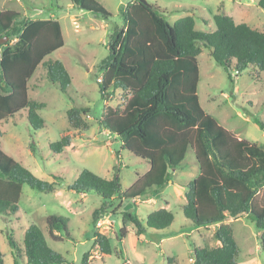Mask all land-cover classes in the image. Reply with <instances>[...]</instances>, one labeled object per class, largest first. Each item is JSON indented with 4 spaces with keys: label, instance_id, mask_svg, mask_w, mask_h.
Wrapping results in <instances>:
<instances>
[{
    "label": "trees",
    "instance_id": "trees-1",
    "mask_svg": "<svg viewBox=\"0 0 264 264\" xmlns=\"http://www.w3.org/2000/svg\"><path fill=\"white\" fill-rule=\"evenodd\" d=\"M70 1L74 7L104 19L112 15L98 0ZM258 6L264 9V0H259ZM161 10L155 3L148 6L140 0L123 7V24L115 28L108 55L98 65L102 97L111 89H120L123 102L118 107L105 105L99 122L121 139L123 149L147 163L149 169L126 190H122L119 169L111 179L83 169L67 187L102 197L101 205L93 211L96 223L109 213L114 199L136 200L148 190L166 187L173 172L183 167L189 150H193L199 173L180 184L186 189L181 210L193 228L216 225L214 236L218 241L211 248L193 246V264H238L240 248L227 219L250 218L261 232L260 246L264 251V147L239 137L203 108L198 94V57L203 44L229 74L233 69L238 75L249 68L264 71V31L236 22L221 8L213 16L215 29L211 31L197 30L192 15L171 23L159 14ZM20 18L18 11L0 10V39L8 37L7 42L0 43V138L1 122L22 110H26L27 120L35 130L46 126L38 112L45 102L31 100L28 92V82L39 65L46 67L48 79L62 92L68 93L72 82L61 60L47 58L65 44L59 20ZM203 21L208 22L205 18ZM89 113L88 106L69 108L71 128L87 130L84 117ZM258 125L264 130V120H259ZM78 135L65 133L50 144L52 151L63 152ZM24 184L47 193L57 189L56 181L39 178L0 148V216L6 222L19 215ZM121 214V241L129 232L127 226L140 237L148 229H167L175 220L167 207L145 218L129 212ZM46 222L49 234L56 240L59 236L55 231L69 238L67 219L50 215ZM7 228L15 264L23 259L28 264H92L90 251L75 263L54 250L38 224L28 226L23 243L15 238L13 227ZM95 242L103 254H111L106 235L96 233ZM0 264H5L1 249Z\"/></svg>",
    "mask_w": 264,
    "mask_h": 264
},
{
    "label": "rangeland",
    "instance_id": "rangeland-1",
    "mask_svg": "<svg viewBox=\"0 0 264 264\" xmlns=\"http://www.w3.org/2000/svg\"><path fill=\"white\" fill-rule=\"evenodd\" d=\"M98 1L112 13L109 19L77 7L70 8V0H0V10L18 11L21 13L20 20L58 19L61 22L65 46L47 58L63 61L72 77L68 93L62 92L57 84L48 79L46 67L42 64L30 78L29 98L46 104L38 110L46 121L44 128L35 130L27 120L26 110L1 122L3 135L0 148L39 178L56 181L59 185L55 192L50 193L33 189L28 184L23 185L19 215L8 222L0 216V249L3 258L6 264H15L7 239V226L13 227L15 238L23 242L26 228L34 223L44 229L54 250L75 263L80 262L84 253L90 251L92 264H193V246L211 248L218 245L212 226L193 228L181 210V205L186 202V189L180 192V184H186L199 173L193 150H189L183 167L173 172L166 187L158 191L148 190L137 201L114 199L109 213L105 215L109 217L110 224L102 229H97L93 218V211L101 205L102 197L93 192H78L67 187L83 169L107 179H111L116 169H119L122 190H126L138 175L149 169L147 163L123 149L121 139L105 130L99 122L105 105L118 107L123 103L120 89H111L107 96L102 97L97 75L101 77L98 65L108 55V43L115 28L123 24L120 12L132 0ZM148 1L162 6L159 14L171 23L181 16H194L197 30H214L213 16L221 8L233 16L236 22H246L264 31V9L258 6L259 0ZM164 8H167L166 11ZM73 19L77 20L79 29L75 27ZM7 41L3 39L0 43ZM200 47L198 94L203 108L241 138L264 147V130L258 125L259 120H264V71L257 70L256 73L253 68H249L238 75L233 69L229 74L214 60L208 48L203 44ZM72 106L90 108L89 115L84 117L88 124L87 130L71 128L67 111ZM68 132L79 135L63 152H53L50 144ZM167 201L175 215L171 227L164 230L148 229L142 237H137L133 229L127 226L129 232L125 239L121 241L118 238L122 227L121 212L145 218L160 207H168ZM50 215L67 219L69 238L61 237V234L56 240L49 234L46 219ZM227 221L234 230L240 248L238 264H264L261 232L254 222L248 217L229 218ZM96 233L109 238L111 254L104 255L101 252L95 242ZM18 264H25V259L19 260Z\"/></svg>",
    "mask_w": 264,
    "mask_h": 264
},
{
    "label": "crops",
    "instance_id": "crops-1",
    "mask_svg": "<svg viewBox=\"0 0 264 264\" xmlns=\"http://www.w3.org/2000/svg\"><path fill=\"white\" fill-rule=\"evenodd\" d=\"M152 3H154V2H152ZM68 7L73 8V9L75 8V7L72 5V3H69V4H68ZM160 7L163 8L162 6H160ZM164 9H165V11H166L167 8H164ZM181 17H183V16H181ZM179 18H180V17H179ZM176 20H177V19H176ZM59 22H60V21H59ZM172 23H173V22H172ZM60 24H61V22H60ZM105 26H107V25L105 24ZM61 28H62V26H61ZM78 29H79V28H78ZM62 31H63V29H62ZM63 36H64V33H63ZM64 40H65V39H64ZM64 46H65V44H64ZM64 46H63V47H64ZM63 47H62V48H63ZM62 48H60V49H62ZM62 62H63V61H62ZM63 63H64V62H63ZM65 66H66V64H65ZM66 68H67V66H66ZM67 70H68V69H67ZM255 71H256V73H257V70H254V72H255ZM224 97L227 98V95L225 94ZM216 119H217V118H216ZM217 120H218V119H217ZM218 121H219V120H218ZM219 123H220V121H219ZM220 124H221V123H220ZM223 126H224V125H223ZM224 127H225V126H224ZM227 129H228V128H227ZM229 130H230V129H229ZM231 131H232V130H231ZM233 132H234V131H233ZM234 133L237 134L236 132H234ZM237 135H238V134H237ZM238 136H239V135H238ZM239 137H240V136H239ZM71 143H72V142H71ZM57 187H59V185H57ZM183 188H184V187H181V190L179 189V191L182 192V191H183ZM56 190H57V189H56ZM54 192H55V191H54ZM183 192H184V191H183ZM137 200H139V199H136V201H137ZM166 204H168V205H167V206H168L167 208H169L170 202L167 201ZM225 222H228V221L226 220ZM211 226H212V227L214 228V230H215L216 225H211ZM27 228H28V227H27ZM27 228H26V229H27ZM42 230L44 231L43 228H42ZM44 233H45V232H44ZM54 234H55V235H58V236L61 235V233H54ZM45 235H46V237H47L48 243H50V242H49V238H48V236H47L46 233H45ZM62 236H64V235H61V237H62ZM142 236H143V234H142L140 237H142ZM124 239H125V238H124ZM124 239H123V240H124ZM123 240H122V241H123ZM54 241H55V240H54ZM20 243H23V242H20ZM104 255H106V254H104ZM12 256H13V255H12ZM4 261H5V260H4ZM5 264H6V263H5ZM25 264H28L27 261H26V259H25Z\"/></svg>",
    "mask_w": 264,
    "mask_h": 264
},
{
    "label": "built area",
    "instance_id": "built-area-1",
    "mask_svg": "<svg viewBox=\"0 0 264 264\" xmlns=\"http://www.w3.org/2000/svg\"><path fill=\"white\" fill-rule=\"evenodd\" d=\"M73 22H74L75 27L78 29L79 28V24L77 23V20L73 19ZM98 81H101V77L98 78ZM107 224H110L109 217L102 216L96 222V227H97V229H102V228L106 227Z\"/></svg>",
    "mask_w": 264,
    "mask_h": 264
},
{
    "label": "water",
    "instance_id": "water-1",
    "mask_svg": "<svg viewBox=\"0 0 264 264\" xmlns=\"http://www.w3.org/2000/svg\"><path fill=\"white\" fill-rule=\"evenodd\" d=\"M140 1L143 2L144 4L148 5V6H151V3L148 0H140ZM3 39H8V37L1 38L0 41Z\"/></svg>",
    "mask_w": 264,
    "mask_h": 264
}]
</instances>
